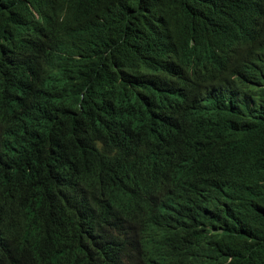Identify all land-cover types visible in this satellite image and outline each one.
<instances>
[{"label":"trees","instance_id":"16d2710c","mask_svg":"<svg viewBox=\"0 0 264 264\" xmlns=\"http://www.w3.org/2000/svg\"><path fill=\"white\" fill-rule=\"evenodd\" d=\"M0 264H264V0H0Z\"/></svg>","mask_w":264,"mask_h":264},{"label":"bare ground","instance_id":"6f19581e","mask_svg":"<svg viewBox=\"0 0 264 264\" xmlns=\"http://www.w3.org/2000/svg\"><path fill=\"white\" fill-rule=\"evenodd\" d=\"M211 103H212V102H211ZM211 103H210V104H211ZM211 105H212V104H211ZM172 143H173V142H172ZM188 147H189V146H188ZM194 147H195V146H194ZM192 148H193V147H192Z\"/></svg>","mask_w":264,"mask_h":264}]
</instances>
